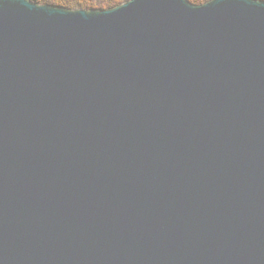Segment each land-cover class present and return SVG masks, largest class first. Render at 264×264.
I'll list each match as a JSON object with an SVG mask.
<instances>
[{
  "label": "water",
  "instance_id": "water-1",
  "mask_svg": "<svg viewBox=\"0 0 264 264\" xmlns=\"http://www.w3.org/2000/svg\"><path fill=\"white\" fill-rule=\"evenodd\" d=\"M0 264H264V1L0 0Z\"/></svg>",
  "mask_w": 264,
  "mask_h": 264
},
{
  "label": "trees",
  "instance_id": "trees-1",
  "mask_svg": "<svg viewBox=\"0 0 264 264\" xmlns=\"http://www.w3.org/2000/svg\"><path fill=\"white\" fill-rule=\"evenodd\" d=\"M37 3H46L55 6H63L72 9H108L120 5L129 0H32ZM194 4H203L210 0H189ZM264 1V0H262Z\"/></svg>",
  "mask_w": 264,
  "mask_h": 264
}]
</instances>
